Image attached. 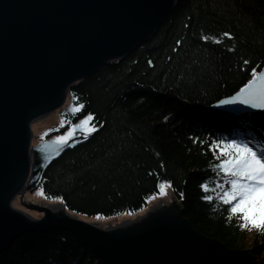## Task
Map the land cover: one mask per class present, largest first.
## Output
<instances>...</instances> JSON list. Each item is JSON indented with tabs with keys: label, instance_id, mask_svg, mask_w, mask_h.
<instances>
[{
	"label": "trees",
	"instance_id": "obj_1",
	"mask_svg": "<svg viewBox=\"0 0 264 264\" xmlns=\"http://www.w3.org/2000/svg\"><path fill=\"white\" fill-rule=\"evenodd\" d=\"M174 6L146 43L69 87L64 122L75 125L91 113L94 131L49 164L38 189L71 214L110 218L138 214L168 181L163 186L197 233L231 250L248 249L255 264H264V231L241 227L220 199L230 185L216 167L222 153L208 147L235 140L264 153L263 112L208 108L264 65V0ZM0 264L103 262L55 230L22 235Z\"/></svg>",
	"mask_w": 264,
	"mask_h": 264
},
{
	"label": "water",
	"instance_id": "obj_2",
	"mask_svg": "<svg viewBox=\"0 0 264 264\" xmlns=\"http://www.w3.org/2000/svg\"><path fill=\"white\" fill-rule=\"evenodd\" d=\"M175 1L0 0V255L24 234L59 230L103 264H254L248 249L231 250L197 233L174 203L98 226L77 219L63 204L53 214L21 200L40 185L49 164L84 137L72 126L64 142L46 139L33 146L32 121L59 109L73 83L146 43ZM240 88L208 108L264 112L259 101L238 98ZM15 197L42 216L19 208Z\"/></svg>",
	"mask_w": 264,
	"mask_h": 264
},
{
	"label": "snow or ice",
	"instance_id": "obj_3",
	"mask_svg": "<svg viewBox=\"0 0 264 264\" xmlns=\"http://www.w3.org/2000/svg\"><path fill=\"white\" fill-rule=\"evenodd\" d=\"M225 36L229 35L224 33ZM253 76L249 79L237 93V97H243L244 103L259 101V106L264 107V73L257 74L256 69H252ZM81 106L75 105L78 110ZM92 114L84 115L79 121V126L87 131H94L89 125ZM75 127V126H74ZM68 134L56 137L64 142ZM224 145V146H221ZM216 146L222 153L216 167L222 170L228 180L230 188L220 196V199L231 206L229 212L237 215L241 221L240 226L244 228H255L264 231V153L257 152L248 144H240L235 140L213 141L208 147ZM162 182L161 190L163 191ZM201 187H206L202 184ZM43 194V193H41ZM205 199H211L205 196ZM56 199H60L56 197Z\"/></svg>",
	"mask_w": 264,
	"mask_h": 264
},
{
	"label": "rangeland",
	"instance_id": "obj_4",
	"mask_svg": "<svg viewBox=\"0 0 264 264\" xmlns=\"http://www.w3.org/2000/svg\"><path fill=\"white\" fill-rule=\"evenodd\" d=\"M251 79V78H250ZM66 100V99H65ZM67 101V100H66ZM66 101L64 102V104L57 110H54V112L50 113L49 115H45V116H41L38 119H35L34 121H32L31 124V134L32 135V139H31V145L35 146V144L40 143L41 140H43L44 137H46L53 129L56 128H60L65 122H64V112H67L66 110L69 108V104H66ZM211 109V108H209ZM213 110V109H211ZM225 112V111H223ZM227 113V112H225ZM230 113V112H229ZM235 114V113H234ZM79 124V123H78ZM74 127L76 129H78L79 134L84 135V134H88L91 133V131H87L84 130L82 127L80 126ZM65 134H63L62 136H64ZM61 136V135H59ZM58 136V137H59ZM61 142V141H59ZM41 190L38 189V187H36L33 191L31 192H27L23 195L22 197V201L27 203L28 205L31 203L35 204L36 206H47V205H54L57 203L62 204L59 201H48L46 199H44L43 195L41 194ZM14 202L17 203L19 208H22L24 210H26L27 212L30 213H34L38 216H42L41 213L35 211L34 209H28L25 208L21 201H19V198H14L13 199ZM154 203H161L160 205H164V203H174L175 205H178L177 199L175 198L174 195H172V192L170 191V188L168 185H164L163 186V191L160 189L159 193L157 195H153V197L151 199L148 200L146 208L142 209L141 212H139L138 214H121V216H112L110 218H103V217H81L79 215H74V217H76L77 219H80L82 221H86V222H91L93 224L96 225H110V224H121V222L125 221V220H134L135 217L143 215L147 210H149V208H151V205H153ZM66 210V209H65ZM68 211V210H67Z\"/></svg>",
	"mask_w": 264,
	"mask_h": 264
},
{
	"label": "flooded vegetation",
	"instance_id": "obj_5",
	"mask_svg": "<svg viewBox=\"0 0 264 264\" xmlns=\"http://www.w3.org/2000/svg\"><path fill=\"white\" fill-rule=\"evenodd\" d=\"M72 127V125H71V123H69V122H65L62 126H61V128L58 130V132L56 133V134H54V135H51V136H46V137H44L43 138V140H41V141H44V140H46V139H56V137H58L59 135H63V134H65V133H67L68 135L70 134L69 132H70V128ZM57 140V139H56ZM59 141V140H58Z\"/></svg>",
	"mask_w": 264,
	"mask_h": 264
},
{
	"label": "bare ground",
	"instance_id": "obj_6",
	"mask_svg": "<svg viewBox=\"0 0 264 264\" xmlns=\"http://www.w3.org/2000/svg\"><path fill=\"white\" fill-rule=\"evenodd\" d=\"M67 93H68V92H67ZM65 99H66V98H65ZM263 113H264V112H263ZM160 204H161V203H154L153 205H151V210H150V212H152V211H154V209L160 207V206H161ZM46 207H47V209H48L49 211H51L53 214H54V213L59 214V212H62V211H61V206L58 205V204H54V205L50 204V205H47ZM148 213H149V212H148ZM254 264H255V263H254Z\"/></svg>",
	"mask_w": 264,
	"mask_h": 264
}]
</instances>
